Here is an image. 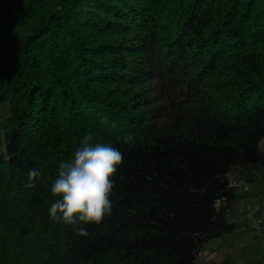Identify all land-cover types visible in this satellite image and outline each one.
<instances>
[{
	"label": "trees",
	"instance_id": "trees-1",
	"mask_svg": "<svg viewBox=\"0 0 264 264\" xmlns=\"http://www.w3.org/2000/svg\"><path fill=\"white\" fill-rule=\"evenodd\" d=\"M0 108V264H197L264 186V0H0ZM88 134L123 153L112 214L53 222Z\"/></svg>",
	"mask_w": 264,
	"mask_h": 264
},
{
	"label": "clouds",
	"instance_id": "clouds-1",
	"mask_svg": "<svg viewBox=\"0 0 264 264\" xmlns=\"http://www.w3.org/2000/svg\"><path fill=\"white\" fill-rule=\"evenodd\" d=\"M101 123L107 125V118ZM123 142L133 143L134 136L126 133ZM123 159V153L110 143L94 142L92 134L84 136L72 159L58 165V174L50 185L51 194L58 197L48 210L50 219L72 226L102 223L112 214L113 177ZM41 179L40 170L31 168L24 187L36 188ZM74 230L77 235L89 234L83 227Z\"/></svg>",
	"mask_w": 264,
	"mask_h": 264
},
{
	"label": "rangeland",
	"instance_id": "rangeland-1",
	"mask_svg": "<svg viewBox=\"0 0 264 264\" xmlns=\"http://www.w3.org/2000/svg\"><path fill=\"white\" fill-rule=\"evenodd\" d=\"M5 112V108H0V114ZM260 146L264 148V140ZM236 181L250 188L241 180ZM254 192L255 197L235 205L232 216L240 224L233 231L207 241L197 256V264L218 262L226 255L230 264H264V186H256Z\"/></svg>",
	"mask_w": 264,
	"mask_h": 264
},
{
	"label": "built area",
	"instance_id": "built-area-1",
	"mask_svg": "<svg viewBox=\"0 0 264 264\" xmlns=\"http://www.w3.org/2000/svg\"><path fill=\"white\" fill-rule=\"evenodd\" d=\"M232 185H236V184L234 183V184H232Z\"/></svg>",
	"mask_w": 264,
	"mask_h": 264
}]
</instances>
